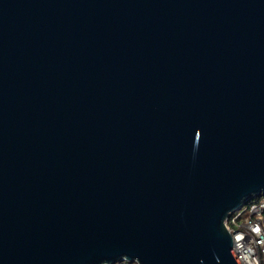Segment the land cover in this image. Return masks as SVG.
<instances>
[{
    "label": "water",
    "instance_id": "obj_1",
    "mask_svg": "<svg viewBox=\"0 0 264 264\" xmlns=\"http://www.w3.org/2000/svg\"><path fill=\"white\" fill-rule=\"evenodd\" d=\"M264 194V0H0V264H241Z\"/></svg>",
    "mask_w": 264,
    "mask_h": 264
},
{
    "label": "built area",
    "instance_id": "obj_2",
    "mask_svg": "<svg viewBox=\"0 0 264 264\" xmlns=\"http://www.w3.org/2000/svg\"><path fill=\"white\" fill-rule=\"evenodd\" d=\"M225 227L232 237V250L241 264H264V194L241 204L228 213ZM103 264H138L120 260Z\"/></svg>",
    "mask_w": 264,
    "mask_h": 264
}]
</instances>
